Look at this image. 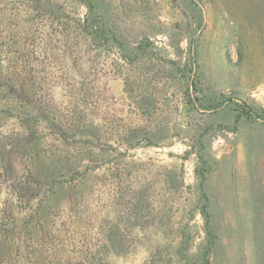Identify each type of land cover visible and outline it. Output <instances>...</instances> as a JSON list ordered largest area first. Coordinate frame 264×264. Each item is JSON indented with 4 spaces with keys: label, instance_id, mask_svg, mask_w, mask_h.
I'll return each mask as SVG.
<instances>
[{
    "label": "rangeland",
    "instance_id": "rangeland-1",
    "mask_svg": "<svg viewBox=\"0 0 264 264\" xmlns=\"http://www.w3.org/2000/svg\"><path fill=\"white\" fill-rule=\"evenodd\" d=\"M242 105L264 0H0V264H264Z\"/></svg>",
    "mask_w": 264,
    "mask_h": 264
},
{
    "label": "trees",
    "instance_id": "trees-1",
    "mask_svg": "<svg viewBox=\"0 0 264 264\" xmlns=\"http://www.w3.org/2000/svg\"><path fill=\"white\" fill-rule=\"evenodd\" d=\"M90 14H94V9L92 6H90ZM98 28L99 26L98 27L96 26V20L95 19L90 20L88 16L86 18V23L84 25L85 32L91 35V34L97 33L99 31ZM240 116L243 118H246L247 120H252L254 118L264 120V109L256 110L255 108H252L250 106L242 105L240 106ZM93 142L94 141H91L90 143L93 145L94 144ZM90 149H93V146H88V150ZM70 184L73 187H76L78 182H76L75 179H72V181H70ZM204 215L207 220V227H209L210 217H209L208 212L206 211V208L204 209ZM86 255L87 256L85 258L86 259L85 261L87 264H96L95 263V257H96L95 248L93 249L92 246H87Z\"/></svg>",
    "mask_w": 264,
    "mask_h": 264
}]
</instances>
